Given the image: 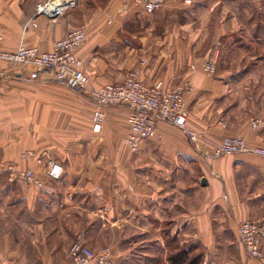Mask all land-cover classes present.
I'll list each match as a JSON object with an SVG mask.
<instances>
[{
    "label": "crops",
    "instance_id": "crops-1",
    "mask_svg": "<svg viewBox=\"0 0 264 264\" xmlns=\"http://www.w3.org/2000/svg\"><path fill=\"white\" fill-rule=\"evenodd\" d=\"M44 0H0V50L21 45L52 51L73 27L90 85L137 71L152 85H190L188 124L197 142L161 120L136 152L124 144L128 109H99L52 73L0 61V264H70L82 234L114 264H172L186 246L202 264H262L238 239L245 220L264 218V157L212 155L225 136L264 146V0H179L152 13L130 0H78L56 21L36 14ZM213 63V73L205 70ZM42 163L22 159L28 151ZM64 173L46 174L47 159ZM32 169L43 186L10 178L5 165ZM261 248L264 253V239Z\"/></svg>",
    "mask_w": 264,
    "mask_h": 264
},
{
    "label": "built area",
    "instance_id": "built-area-1",
    "mask_svg": "<svg viewBox=\"0 0 264 264\" xmlns=\"http://www.w3.org/2000/svg\"><path fill=\"white\" fill-rule=\"evenodd\" d=\"M143 6L147 13L164 8L173 0H130ZM185 4H192L193 0H179ZM78 0H44L36 7V14L43 15L51 21H56L68 9L76 7ZM87 39V32L82 28H70L66 34L54 43L52 51H43L37 46L21 45L16 51L0 50V61L8 67H32L31 77L37 79L44 72L52 73L55 78L65 83L73 91L84 95L99 109L93 117V130L99 132L105 117L104 108L124 105L128 109V133L124 144L131 152H136L142 142L157 134L158 123L161 120L183 130L192 142H197L201 133L191 129L188 124L189 112L184 100L193 88L187 84L175 86L166 85L161 79L154 84L144 83L137 71H127L124 78L116 83H108L95 87L90 85L83 60L75 51ZM2 36L0 35V42ZM205 70L213 73L215 66L207 63ZM0 69V77L5 76ZM264 119L257 117L251 120L253 129L259 128ZM250 152L264 157V146L249 145L239 136H225L214 148L212 155L235 154ZM43 154L28 150L21 154L22 159L32 158L42 163ZM10 171V178L25 179L35 186H43L32 169L25 171L15 169L12 163L5 165ZM64 173L63 167L56 160L47 159L46 174L49 179H58ZM238 239L248 256L264 264V253L261 248L264 239V218L260 220H245L238 228ZM70 264H114L113 257L108 250L95 251L86 244L84 235L80 234L69 249Z\"/></svg>",
    "mask_w": 264,
    "mask_h": 264
},
{
    "label": "trees",
    "instance_id": "trees-1",
    "mask_svg": "<svg viewBox=\"0 0 264 264\" xmlns=\"http://www.w3.org/2000/svg\"><path fill=\"white\" fill-rule=\"evenodd\" d=\"M191 247H182L177 251L169 254V261L172 264H202L203 254L200 252L194 253Z\"/></svg>",
    "mask_w": 264,
    "mask_h": 264
},
{
    "label": "rangeland",
    "instance_id": "rangeland-1",
    "mask_svg": "<svg viewBox=\"0 0 264 264\" xmlns=\"http://www.w3.org/2000/svg\"><path fill=\"white\" fill-rule=\"evenodd\" d=\"M77 28H82V29H84L86 32H87V30H86V28L85 27H77ZM87 37H88V35H87ZM85 43V42H84ZM85 68V67H84ZM263 251V250H262Z\"/></svg>",
    "mask_w": 264,
    "mask_h": 264
}]
</instances>
